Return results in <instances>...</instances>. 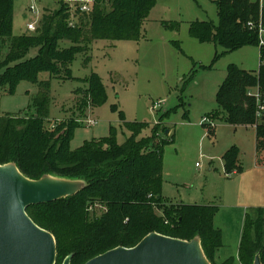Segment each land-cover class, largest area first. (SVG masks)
Returning <instances> with one entry per match:
<instances>
[{
  "label": "trees",
  "instance_id": "obj_1",
  "mask_svg": "<svg viewBox=\"0 0 264 264\" xmlns=\"http://www.w3.org/2000/svg\"><path fill=\"white\" fill-rule=\"evenodd\" d=\"M155 3L156 0H93L89 12L73 10L63 3L67 6L61 5L55 14L43 15L34 34L14 36L11 32L14 0H0V44L5 49L0 60V89L11 94L21 81L37 84L42 72L54 78L72 79L69 64L94 42L140 39ZM214 3L217 24L193 22L190 36L200 43L220 47L222 52H216L214 59L244 47L257 48V31L249 30L247 24L252 22L256 26L261 20L264 25V7L252 0ZM60 42L70 46L58 51ZM33 50L37 52L30 57ZM85 84L84 103L101 106L106 96L99 79L92 75ZM39 87L33 113L0 118V165L13 163L32 180L51 175L86 183L72 197L26 209L28 217L54 237L56 264H62L69 255L71 264H85L114 248H132L150 233L184 241L199 237L207 259L218 264L215 255L222 247V232L214 226L217 207L173 204L161 195L163 147L172 142L161 136L165 127L155 125L151 134L144 137L140 135L147 125L124 123L129 136L122 144L115 142L111 130L109 137L85 142L71 150L70 142L78 125L74 119L48 125L50 83L40 82ZM256 89L264 95V67L246 71L228 65L216 94L217 109L207 119L234 127L254 126L256 152L259 160L262 155L264 161V114L257 118L256 101L250 95ZM238 155L235 147L223 155L227 174L239 172ZM97 202L106 211L100 216L93 214L90 220L89 208ZM156 207L162 216L156 213ZM257 254L264 264L261 210L257 211L255 221H245L239 262L253 264ZM235 262L230 259L219 264Z\"/></svg>",
  "mask_w": 264,
  "mask_h": 264
},
{
  "label": "rangeland",
  "instance_id": "obj_2",
  "mask_svg": "<svg viewBox=\"0 0 264 264\" xmlns=\"http://www.w3.org/2000/svg\"><path fill=\"white\" fill-rule=\"evenodd\" d=\"M89 1L93 0H14L12 35L34 34L27 30V24L39 26L43 15L55 14L61 5H69L74 10L79 6L77 2ZM214 2L156 0L140 39L94 42L69 64L72 79L54 78L42 72L37 84L21 81L11 94L1 88L0 118L33 113L39 84L48 81L47 124L74 119L78 127L70 142L71 150L85 142L107 138L111 130L115 142L122 144L129 136L124 123L147 125L140 135L144 137L151 134L155 125L165 127L161 136L169 137L172 142L163 147L162 197L169 203L217 207L214 226L221 230L225 246L233 251L245 221H255L258 210L263 212L264 220L263 156L259 154L261 167L253 168L255 143L251 129H233L217 120H213L211 127L203 118L217 109L216 94L225 79L227 66L257 71L260 54L256 47H244L214 59L216 52L221 54L220 47L200 43L190 36L193 22L217 24ZM31 7L36 13H31ZM59 46L61 51L70 44L60 42ZM4 52L0 44V60ZM31 52L33 57L37 51ZM92 75L105 90V102L99 107L84 103L85 82ZM89 120L95 125H89ZM232 147L239 153L236 175L225 172L221 159ZM156 209L162 216V211ZM105 211L104 205L97 202L88 217L91 220L93 214L100 216Z\"/></svg>",
  "mask_w": 264,
  "mask_h": 264
},
{
  "label": "water",
  "instance_id": "obj_3",
  "mask_svg": "<svg viewBox=\"0 0 264 264\" xmlns=\"http://www.w3.org/2000/svg\"><path fill=\"white\" fill-rule=\"evenodd\" d=\"M85 186L83 180L51 175L32 180L13 163L0 165V264H56L54 237L37 226L26 209L72 197ZM71 259L72 255L67 256L62 264H71ZM85 264L211 263L199 237L184 241L150 233L132 248H114ZM253 264H262L259 254Z\"/></svg>",
  "mask_w": 264,
  "mask_h": 264
},
{
  "label": "built area",
  "instance_id": "obj_4",
  "mask_svg": "<svg viewBox=\"0 0 264 264\" xmlns=\"http://www.w3.org/2000/svg\"><path fill=\"white\" fill-rule=\"evenodd\" d=\"M76 4L79 5L78 9L80 12H89L92 5H93V1L85 2V3L77 2ZM30 10H31L32 14L36 13V10L34 7H31ZM70 26H72V24H70ZM247 27L249 28V30L256 29V31H257V36H258V47L257 48L259 49V54H260V65H259V67H264V54H263V51H264V25L262 24V21L259 20V22L257 23L256 26L254 23L249 22L247 24ZM26 28L30 32H35L36 29L38 28V26H36L35 23H29L26 25ZM250 95H251V97L255 98L257 118L260 119L261 116L264 114V95L262 96L258 89H256L254 92L250 93ZM203 121H204V123H208L211 127L213 126V122L210 121L209 119H207V117H204ZM88 124L91 126L95 125V123L92 120H89ZM196 166H199V165H196ZM89 210H91V208H89Z\"/></svg>",
  "mask_w": 264,
  "mask_h": 264
},
{
  "label": "crops",
  "instance_id": "obj_5",
  "mask_svg": "<svg viewBox=\"0 0 264 264\" xmlns=\"http://www.w3.org/2000/svg\"><path fill=\"white\" fill-rule=\"evenodd\" d=\"M252 1H258L260 3V6L261 7H264V0H252ZM225 123V122H224ZM226 124V123H225ZM227 126L229 127H232L233 129H237V128H244V129H251L254 133V162L255 164L253 165V168H260L261 167V164L262 161L259 160V157H258V154L256 152V139H255V127L254 126H249V127H244V126H237V127H234V126H230L227 124ZM171 135V134H170ZM229 149L226 150V152L228 151ZM225 152V153H226ZM224 153V154H225ZM223 154V155H224ZM222 155V157H223ZM221 157V159H222ZM222 163H223V160H222ZM238 163H239V155H238ZM198 165V164H196ZM223 168H224V163H223ZM237 172H234L233 175H236ZM181 202H179L180 204ZM174 204V203H173ZM181 204H186V203H181ZM188 205H197V204H188ZM218 229V228H217ZM221 231V230H220ZM242 237V236H241ZM241 237H240V240L238 241V243L235 245V248H233V251H230L226 246H225V243L223 241V236H222V247L217 251L216 255H215V262L216 263H223L225 262L226 260H230V259H234L236 260L235 264H241L239 262V259H238V256H239V246H240V242H241ZM227 249V250H225ZM222 252H224V255L221 256Z\"/></svg>",
  "mask_w": 264,
  "mask_h": 264
}]
</instances>
